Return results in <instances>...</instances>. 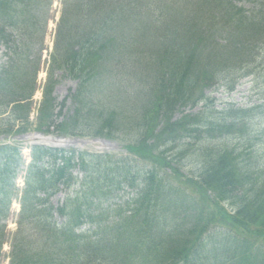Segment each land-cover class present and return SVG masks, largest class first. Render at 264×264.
<instances>
[{
  "label": "trees",
  "instance_id": "obj_1",
  "mask_svg": "<svg viewBox=\"0 0 264 264\" xmlns=\"http://www.w3.org/2000/svg\"><path fill=\"white\" fill-rule=\"evenodd\" d=\"M248 1L255 3L246 15L244 9L236 6V0H62L57 40L42 87L36 129L49 132L54 124V73L56 69H66L78 84L75 92L69 95L74 100L72 112L55 125L56 133L109 138L119 131L140 128L142 132L138 142L142 149L129 145L126 148L135 155L142 151L144 155H141L149 160H154L150 150L156 146H147L148 139L165 135L167 142L185 144V139L197 141L199 147L195 149V156L202 157V167L196 176H192L197 183L191 178L182 181L193 182L199 193L211 190L218 200L231 202L237 207L235 219L238 223H231V226L242 224V219L251 225L261 224L255 235L264 237V179H255L245 170L246 163L240 161V154L235 153L237 147L231 142L225 141L220 147L208 142L227 140L230 135L241 138L246 132V124L239 126L237 118L227 115L217 120L210 113L173 119L175 112L182 107L195 105L203 97L204 89L217 83L220 72L223 73L222 78L233 73L234 69L249 71L254 68L253 72H256L259 69L257 63H264V59L258 61L256 53H247L245 47L238 45L240 42L234 41L237 35L240 39V35L244 37L253 33L250 34L253 38L264 33V0ZM189 2L195 4L196 9L193 12L187 10L189 14H186ZM49 5L50 0H0V44L5 46L8 54L7 60L0 64V114L11 105V119L13 117L14 121L20 122L17 129L14 130V123H9L0 132L21 133L31 127L28 116L40 65L38 57L31 51L36 43L42 42ZM238 21L243 25H238ZM202 25L205 27L201 28ZM218 32L232 36L205 51L208 43L211 44L207 39L211 36L213 40L218 38ZM119 34H123L125 39L119 40ZM19 44H23L21 48ZM125 44L132 48L120 51V45ZM118 68H127V75L134 76L136 84L132 87L123 85L124 90H120L108 82L107 79L115 76ZM130 88L134 90L128 94ZM257 110L264 112V104L247 112ZM58 116H61V110ZM188 146L192 149L191 143ZM33 150V162L28 169V178L33 182L25 196L39 199V207L42 208V202L47 198L39 197L38 192L46 193L50 187L48 194H51L56 183L70 185L65 172L74 154L68 157L64 150L43 147H34ZM77 158L80 162L92 164L83 154ZM103 160L107 164V159ZM19 161L16 147L0 146V218L8 214L7 201L13 193V178ZM178 162L181 159L176 161L177 165ZM56 164V170H51L50 167ZM258 167L264 170L263 166ZM49 173H52L55 183L51 178H44ZM124 173L121 180L131 179L129 186L132 188L136 187L134 178L145 182V186L138 184L136 188L137 198L132 201L134 207L129 204L125 208L130 216L122 210L118 215L119 222L125 221L139 230L138 233L151 245L153 253L148 257V264H195L193 261L231 264L234 259L238 264H257L233 236L229 237L231 241L222 244L226 247L221 263H217L213 255L201 257L202 246L194 245L186 236L201 219L197 214L177 211L178 191L167 195L165 186L157 188L158 192L164 191L162 200L167 195L168 209L161 211L159 197L151 192L153 172H150L151 176L147 172V175L136 174L135 177H130V171ZM113 181L114 178L105 177L103 182L98 180L84 189L85 201L92 193L101 205L112 196L107 189ZM182 198L185 199L184 196ZM90 199L94 197L90 195ZM80 208L78 205L77 209ZM29 209L28 204L23 205L20 219L28 215ZM77 209L72 207L69 198L58 207L60 214L67 218L60 228H56L47 217L41 218L42 228L29 222L19 223L11 241L10 264H76L68 238L73 227L85 221L100 223L102 220L100 215L85 214ZM112 212L115 211H107L108 222L115 221ZM177 215L181 220L176 219ZM142 224L150 227L146 230ZM4 240V225L0 222V249ZM87 253L99 261L103 260L97 247L89 246L83 254ZM116 258L113 255L112 264H123Z\"/></svg>",
  "mask_w": 264,
  "mask_h": 264
},
{
  "label": "rangeland",
  "instance_id": "obj_2",
  "mask_svg": "<svg viewBox=\"0 0 264 264\" xmlns=\"http://www.w3.org/2000/svg\"><path fill=\"white\" fill-rule=\"evenodd\" d=\"M217 1H220V0H217ZM56 2H57V5H56L57 8L53 9L54 10L53 21H50L49 23L47 33L44 36V46L42 45V48H46V46H48V49H44V50L42 49L43 51H41L40 53L41 55L40 54L37 55L40 57V69L37 75V82L39 83H42L44 81V78L46 77L45 71L47 69V63L49 61V54H50L49 48L51 46V42L54 36L53 28L59 16L58 9H59L60 0H56ZM252 4H254V2H249L246 0H236V6L244 9V11H246V14L250 10V6ZM194 6L195 5L192 2L188 3L187 5L188 10L192 12V10L194 9ZM203 27H205V25L201 26V28ZM224 36H225L224 38L228 39L232 36V34H224ZM234 41L240 42L238 35L234 37ZM38 48L39 46L35 48V51H37ZM4 51H5V47L3 45H0V63L3 62L5 59ZM62 70L63 71H58L56 73L57 83L52 91V95H54L55 97L54 104L56 106V109L54 113L56 117H54V124L51 126L50 131L45 132L41 129L42 131L39 130L36 133L34 132L36 129H29L28 131L22 134H15V135L0 132V144H4V143L17 144V145H21L23 148L25 147L29 148L33 144H44V145L54 146V147L57 146V147L65 148V149L75 148V149H79L81 151H86V152L108 153L110 154L109 158H116V159L120 156L128 154V151L124 147L125 141H121L120 139L110 140V139H105V138L86 137V136L85 137L72 136V137L64 138V137H59L55 133H53V131L55 130V125L62 122L64 118H66L67 116L71 114L72 108L74 105L73 104L74 100H72L71 98V101H70L68 95L69 93L75 92V89L77 86L76 81L72 77H70L66 69H62ZM115 73L116 75L113 76L112 78L107 79V81L114 83L117 89L122 90L124 86L121 85L118 81H116L113 78H116L120 75H124L126 71L124 69H117ZM128 82L135 83V79L132 78L130 79V81H128V79L126 78V79H123L122 81V83H128ZM247 84L248 83L246 82V80H242L240 85L236 87V90L232 94H229V95H226L223 91H221V89L219 91L210 92L212 97L215 99L214 104L218 105L220 108L221 104L225 102L226 100H232V102H234L236 105L237 103L240 104L241 102H244L245 99L248 98ZM39 90L40 89H38L34 93V97L32 98L33 100L32 109H31V112L28 118L29 122L31 123L30 128H34L35 124L38 123V120H37L38 107L37 106L39 105V102L41 99V92ZM10 109H11V106L8 107L4 113L0 114V131H3L4 127H7L9 123L10 124L14 123V130L20 126L19 121H14L13 117L11 119ZM60 110H61V116L57 117V114ZM118 136L119 138H124L126 140L131 139L130 137H126L125 134H120ZM197 144L198 142L196 143L192 142L191 151L189 150L190 146L189 147L188 145L183 146L182 142H177L176 144V146L180 148H178L175 151V153L179 154L181 158L185 157L183 161L178 162L179 166L181 165V163L184 165V168L181 170V172L184 174L188 173V175H196L198 173L197 172V170L199 169V164H197L198 160L196 156H194V154L192 153V151L196 149ZM188 150H189V154H188ZM188 157L189 159H192V160H189ZM23 163L24 161H23V155H22L20 167H19L17 175L22 173V171H24V174H25L26 171H25V166H22ZM136 165L140 168H144V164L141 162H137ZM117 166L118 165L113 161L108 163V167L116 168ZM189 170H193V171L189 172ZM104 172H105V166L101 168L99 172V176L103 177ZM87 176L89 177L93 176L92 178H95L96 174L93 172L91 168H89V173L87 174ZM16 178L19 179L22 177L17 176ZM22 180L24 179L22 178ZM83 188L84 187L80 185L76 186V189L66 190V189L59 188L58 191L55 192V194H52L50 196L49 204H51L52 206H55L56 204L61 203L63 200H65L66 197H68L71 200V205L73 207H76L78 204H81L82 202L85 201V198L82 196L81 192L77 191L78 189L82 190ZM40 196H43V195H40ZM86 200L88 201L91 200L89 195H87ZM120 200H123V198H121ZM91 201L95 203L94 199ZM17 210H18L17 206L12 207V215L10 216L7 222L8 228H7L4 238L8 240L3 242V246L0 249V264H7L5 255L8 253L9 247L11 245L9 240L11 239V234L15 230L14 219L16 218ZM53 214L56 215V217H59L57 213L54 212ZM217 237L222 239L224 237V233L217 234Z\"/></svg>",
  "mask_w": 264,
  "mask_h": 264
}]
</instances>
